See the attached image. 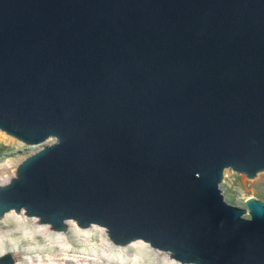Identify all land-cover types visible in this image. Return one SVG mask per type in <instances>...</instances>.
<instances>
[{"label":"water","instance_id":"95a60500","mask_svg":"<svg viewBox=\"0 0 264 264\" xmlns=\"http://www.w3.org/2000/svg\"><path fill=\"white\" fill-rule=\"evenodd\" d=\"M0 132L39 147L0 220L264 264V203L219 188L264 171V0H0Z\"/></svg>","mask_w":264,"mask_h":264},{"label":"bare ground","instance_id":"6f19581e","mask_svg":"<svg viewBox=\"0 0 264 264\" xmlns=\"http://www.w3.org/2000/svg\"><path fill=\"white\" fill-rule=\"evenodd\" d=\"M14 173L15 171L10 177L4 178L0 185L8 184L14 177ZM20 217L25 220L22 226L17 227ZM30 220L34 222L28 225ZM39 220L37 217H27L24 210L19 213H15L13 210L7 212L0 221V257L10 254L15 259V264H152L158 260L157 255L161 253L147 243L134 241L131 242L133 247L147 249V251H143L142 259H127L117 251L105 254L92 241L82 244L78 239H69L65 235V232L72 227L76 228V235L82 237L89 236L91 230H96V232L102 233L104 244L107 243L114 248L122 249L125 245H114L104 228L96 225L80 228L75 221L67 220L64 222L65 231H54L50 225L42 224ZM27 228L29 230L25 231ZM165 255L169 264H181L171 259L168 253Z\"/></svg>","mask_w":264,"mask_h":264},{"label":"rangeland","instance_id":"374dc122","mask_svg":"<svg viewBox=\"0 0 264 264\" xmlns=\"http://www.w3.org/2000/svg\"><path fill=\"white\" fill-rule=\"evenodd\" d=\"M38 148L39 147L25 146L21 142L5 135L3 132H0V182L6 177H10L12 172L15 171L17 165L26 157L37 151ZM219 188L225 201L231 206L244 208V201L249 198H255L264 203V171L259 172L254 178L248 179L244 174H237L231 170H225ZM24 220L25 219L20 217L18 219V225L16 226H22ZM33 222V220H30L28 225L33 224ZM27 230L29 229H25V231ZM3 231H5V228H3ZM76 233V228L72 227L65 232V235L69 237V239H78V241H80L82 244L86 241H92L105 254L109 253L110 251H112V253L117 251L118 253H122L123 257H126L127 259H142L143 251H147V249L144 250L142 247H133L132 243L125 245L122 249L114 248L107 243L104 244L102 241V233L96 232V230H91V234L86 237L76 235ZM149 252L151 253V251ZM165 254V252H161L159 255H157L158 260L152 264H169ZM119 260L121 261V257Z\"/></svg>","mask_w":264,"mask_h":264}]
</instances>
